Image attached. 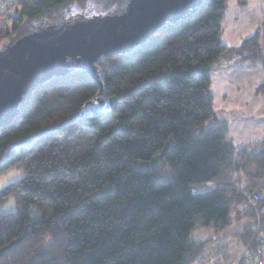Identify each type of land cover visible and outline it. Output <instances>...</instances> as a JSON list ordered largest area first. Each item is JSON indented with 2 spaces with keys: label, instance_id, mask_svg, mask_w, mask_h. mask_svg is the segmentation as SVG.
I'll return each instance as SVG.
<instances>
[{
  "label": "trees",
  "instance_id": "16d2710c",
  "mask_svg": "<svg viewBox=\"0 0 264 264\" xmlns=\"http://www.w3.org/2000/svg\"><path fill=\"white\" fill-rule=\"evenodd\" d=\"M128 1L27 0L1 28V48L73 6L107 14ZM226 2L202 0L131 52L100 54L101 89L89 70L59 76L33 87L0 123V174L24 171L0 188V205L15 203L0 212V264H191L205 245L191 231L220 232L234 212L252 217L241 229L251 239L257 215L242 191L259 195L263 221L264 138L231 141L213 108L209 70L226 58L264 62V34L223 44ZM97 97L111 106L79 116ZM160 162L174 176L155 179ZM209 181L211 191L191 192Z\"/></svg>",
  "mask_w": 264,
  "mask_h": 264
},
{
  "label": "rangeland",
  "instance_id": "374dc122",
  "mask_svg": "<svg viewBox=\"0 0 264 264\" xmlns=\"http://www.w3.org/2000/svg\"><path fill=\"white\" fill-rule=\"evenodd\" d=\"M5 0H0L3 2ZM202 0H180L184 4L181 9L172 12L163 9V16L151 24H141L139 31L128 43L117 49L120 53H129L143 45L151 32L162 25L174 23L191 12ZM146 0H129L116 11L96 13L80 11L78 6L71 7L63 16L46 25L37 34L22 38L17 42L1 48L8 40L0 43V51L4 49L18 61H25L35 44L43 42L60 43L85 41L89 43L103 42L113 39L122 23L130 15L146 8ZM90 11V10H89ZM260 30L264 34V0H227L221 22L220 40L223 44L238 46L241 41ZM100 53L90 56L53 55L43 56L45 68L30 76L23 77L0 68V93L10 102L8 118L19 108L26 93L33 87L59 76L89 70L98 80L100 89L102 81L95 60ZM238 58V57H235ZM228 59V58H226ZM210 89L213 94V108L218 118L229 124L228 137L236 146L264 138V62L259 59L251 61H233L230 65L217 62L209 70ZM94 102V103H93ZM111 101H102L97 97L87 103L78 113L79 116L90 115L111 106ZM157 153L152 162L138 163L141 168L151 166L160 158ZM153 177L164 180L174 176L173 170L166 163H159L153 170ZM24 176L22 168H12L0 174V188L9 182ZM15 209L13 198L0 205V212ZM231 224L224 230L215 232L210 226H199L190 233V238L205 242L197 260L191 264H231L243 253L245 239L241 236L240 220L252 222V217L241 219L237 212L232 215ZM254 227V225H253ZM213 261L210 262V258ZM202 260V261H201Z\"/></svg>",
  "mask_w": 264,
  "mask_h": 264
},
{
  "label": "water",
  "instance_id": "95a60500",
  "mask_svg": "<svg viewBox=\"0 0 264 264\" xmlns=\"http://www.w3.org/2000/svg\"><path fill=\"white\" fill-rule=\"evenodd\" d=\"M146 8L137 11L124 20L117 35L108 41L89 43L85 41L35 44L25 61H18L7 51H0V68L6 69L16 75L27 77L45 68L43 56L53 55H82L90 56L97 53L118 51L128 43L139 31L141 24H151L163 16V9L169 12L181 9L184 4L180 0H146ZM38 33V32H37ZM35 33V34H37ZM33 35V34H32ZM31 36V35H30ZM91 73V72H90ZM92 74V73H91ZM10 102L4 94L0 93V123L9 120ZM12 118V117H11Z\"/></svg>",
  "mask_w": 264,
  "mask_h": 264
},
{
  "label": "built area",
  "instance_id": "2783aa9c",
  "mask_svg": "<svg viewBox=\"0 0 264 264\" xmlns=\"http://www.w3.org/2000/svg\"><path fill=\"white\" fill-rule=\"evenodd\" d=\"M27 0H5L0 2V30L5 25L7 20L10 19L11 12L21 3ZM215 183L212 181L203 183L199 186L192 188V193H203L214 189ZM245 200L253 208L257 215L256 228L251 239L246 243L243 253L237 258L234 264L245 258L246 264H264V220L258 216V201L259 195L250 191H242ZM210 262L213 260L209 259ZM202 261V260H201Z\"/></svg>",
  "mask_w": 264,
  "mask_h": 264
},
{
  "label": "crops",
  "instance_id": "0c3cea01",
  "mask_svg": "<svg viewBox=\"0 0 264 264\" xmlns=\"http://www.w3.org/2000/svg\"><path fill=\"white\" fill-rule=\"evenodd\" d=\"M226 60V59H225ZM222 60V61H219V63H220V65H223V66H225V65H230V64H232L233 63V61H235V59L233 58V59H231V60ZM216 113H217V111H216ZM217 116H218V113H217ZM219 117V116H218ZM240 230L242 229V226H243V222H242V220H240ZM212 259H213V257H211ZM213 261V260H212ZM235 263V261L234 262H232L231 264H234Z\"/></svg>",
  "mask_w": 264,
  "mask_h": 264
}]
</instances>
